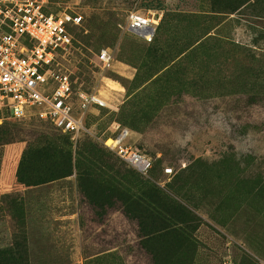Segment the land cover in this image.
<instances>
[{"label":"rangeland","instance_id":"374dc122","mask_svg":"<svg viewBox=\"0 0 264 264\" xmlns=\"http://www.w3.org/2000/svg\"><path fill=\"white\" fill-rule=\"evenodd\" d=\"M48 1L82 17L59 61L106 106L79 134L0 123V182L29 186L0 192V264H264V0ZM130 11L157 19L151 42Z\"/></svg>","mask_w":264,"mask_h":264},{"label":"built area","instance_id":"2783aa9c","mask_svg":"<svg viewBox=\"0 0 264 264\" xmlns=\"http://www.w3.org/2000/svg\"><path fill=\"white\" fill-rule=\"evenodd\" d=\"M81 23L77 13L52 12L48 0H0V123L33 111L62 134L87 131L89 108L105 107L106 103L94 92L75 91L70 74L59 61ZM156 24L157 19L130 11L123 29L149 43ZM97 61L107 67L111 55L101 49ZM127 136L128 131L122 130L113 143L117 158L147 177L153 160L124 145ZM164 173L171 174L172 169L165 168Z\"/></svg>","mask_w":264,"mask_h":264},{"label":"crops","instance_id":"0c3cea01","mask_svg":"<svg viewBox=\"0 0 264 264\" xmlns=\"http://www.w3.org/2000/svg\"><path fill=\"white\" fill-rule=\"evenodd\" d=\"M26 187L29 186H23V185L10 186L4 184L3 182H0V192H8L9 190H17V189H26Z\"/></svg>","mask_w":264,"mask_h":264},{"label":"trees","instance_id":"16d2710c","mask_svg":"<svg viewBox=\"0 0 264 264\" xmlns=\"http://www.w3.org/2000/svg\"><path fill=\"white\" fill-rule=\"evenodd\" d=\"M123 200L126 202V204H130V205H133V206H136V205L141 203V201L139 199L138 200H135V199L130 200V198H126V199H123ZM149 238H150V236L148 237V239Z\"/></svg>","mask_w":264,"mask_h":264}]
</instances>
